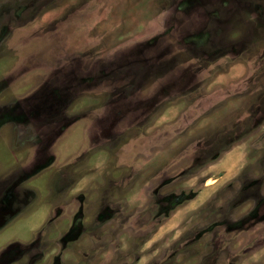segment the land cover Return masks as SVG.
<instances>
[{
	"label": "rangeland",
	"instance_id": "1",
	"mask_svg": "<svg viewBox=\"0 0 264 264\" xmlns=\"http://www.w3.org/2000/svg\"><path fill=\"white\" fill-rule=\"evenodd\" d=\"M0 264H264V0H0Z\"/></svg>",
	"mask_w": 264,
	"mask_h": 264
}]
</instances>
